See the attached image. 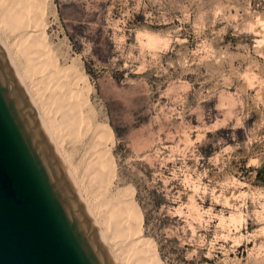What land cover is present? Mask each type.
I'll use <instances>...</instances> for the list:
<instances>
[{"label": "rangeland", "instance_id": "374dc122", "mask_svg": "<svg viewBox=\"0 0 264 264\" xmlns=\"http://www.w3.org/2000/svg\"><path fill=\"white\" fill-rule=\"evenodd\" d=\"M44 4L47 61L89 96L91 123L79 136L63 129L54 146L40 121L113 261L264 264V0ZM0 36L28 65L18 33ZM43 72L31 84L50 106ZM96 124L111 163L102 189L84 174ZM118 195L138 207L149 256L105 227L103 210Z\"/></svg>", "mask_w": 264, "mask_h": 264}, {"label": "water", "instance_id": "95a60500", "mask_svg": "<svg viewBox=\"0 0 264 264\" xmlns=\"http://www.w3.org/2000/svg\"><path fill=\"white\" fill-rule=\"evenodd\" d=\"M0 264H116L1 43Z\"/></svg>", "mask_w": 264, "mask_h": 264}, {"label": "bare ground", "instance_id": "6f19581e", "mask_svg": "<svg viewBox=\"0 0 264 264\" xmlns=\"http://www.w3.org/2000/svg\"><path fill=\"white\" fill-rule=\"evenodd\" d=\"M42 4H44V0H43V3H42V0H0V35H1V31L6 28H8L9 30H12V32L18 33L17 39L19 37V39L21 40L20 47L18 45H16L15 47H17L18 52H20V49L25 50V51L22 50V52L24 51L23 52V54L25 53L24 56L26 55L28 56L27 59L30 62L29 63L27 60L28 65H22V67L17 65L16 59L13 55V47L12 48L7 47L6 49L5 46L7 43L4 45V43L2 42L3 47L4 49H6L5 51H7L6 52L7 56L10 58V60L12 61L14 65V68L16 69V73H17L19 80L23 83V86H25L24 89H26L27 94L30 96L36 108L37 114L39 115L41 121L43 122L45 128L47 129L48 134L53 140L54 146L56 145L55 143H57L59 146L61 142L60 134L63 133L65 130L70 132V134L71 133L74 135L77 134V136H79L78 134H81L82 128L85 127L84 126L86 124L85 121L86 122L88 121V123H91L89 116L86 115L87 113H84L83 112L84 110L82 109V107L85 104H88L89 96L87 97L86 94H84L83 89L81 90L78 87H75L77 82L76 83L75 81L72 82L69 79V77H68V80L66 79L67 78L66 75L68 73L62 75V73L65 72L64 71L65 69L63 68L64 69L63 70L57 64V61H56V64H54L52 61L51 63L49 60L47 61L48 59L47 57L50 52H48L47 49L49 48H46L48 45L44 41L45 31L42 29L44 27L43 26L41 27V25L44 23L42 19L43 15L41 16L42 13L40 11L45 10L44 9L45 4H44V7ZM41 6L43 7V9ZM0 39H1V36H0ZM15 41H18V40H15ZM44 57H46V59ZM53 60H54V57H53ZM48 64L51 67H48ZM50 68L52 71L49 70ZM37 69H38V72H41V71L43 72L44 69H48L47 71L44 70L43 73L45 75L43 74V76L45 77L44 81L47 82L48 84L47 87L50 86L54 92L52 97L50 98L51 100L50 106L48 105L49 102H45L43 105H40V101L42 100L41 95L43 93L41 92L42 93L41 94L40 92L37 91L39 88L35 87V86H38L36 83L33 82L34 84H31L32 83L31 74L37 72ZM61 70H63L64 72L61 73ZM32 71H35V72L32 73ZM64 75H65V78H64ZM52 104L56 106L58 109L57 111L60 112L58 117L55 116V117L49 118V115H51L50 108ZM89 109H91V107ZM95 126H96L95 134H94L95 142L93 143V145L91 144L92 154L88 155L89 160L87 162V166L85 168L84 174H85V178L86 177L89 178V183L91 185H96V186L99 185L98 187H101L102 189L109 182L106 172L111 169V163L108 158V154L106 152L107 150L104 146L105 138H104L103 131H106V130L100 124H96ZM63 129L64 131L62 132ZM67 131L66 133H68ZM84 133L86 134V131ZM66 135H69V134H66ZM92 187H95V186H92ZM126 196L127 195H118L112 198L108 202V204H106L107 205L105 206L106 210L105 209L103 210L104 220H105L104 225L109 231H111L112 233H114V235H116L119 239H121V241H125V239H127L126 241L130 243L129 246L131 247V248L128 247L129 250L134 249L135 247L133 248V246H136V248L134 249L136 252H137V249H139L138 251L139 253L138 252L136 253L132 250V252H134L133 254H136V256L137 254L142 256L143 255L142 253H145V250L147 252V249H146L147 246L143 244L145 243L147 245L148 241L139 236L140 220H142L140 219L141 213L139 212V209L134 204V202L129 197H126ZM86 205L89 207V209H91L90 210V213H91L93 211L91 208L92 206L90 207L89 202ZM92 216L94 218L93 214ZM96 221H97L95 222L97 223L96 225H99L98 224L99 218ZM138 243L140 244L138 246L139 247L141 246L140 248L137 246ZM152 249H153V246H152ZM148 252H151V250H149ZM149 255L147 254V256ZM136 256H134V258ZM150 256L148 258V262H147V258L144 257V260L146 259L147 264L150 263L149 260H152L153 256L152 257ZM114 257L116 261H118L120 264L123 263V258L120 256V254L117 255L116 253L114 254ZM136 258H139V256ZM141 261L144 262L143 260L140 259L138 263ZM151 263L153 264L154 261L153 262L151 261Z\"/></svg>", "mask_w": 264, "mask_h": 264}]
</instances>
